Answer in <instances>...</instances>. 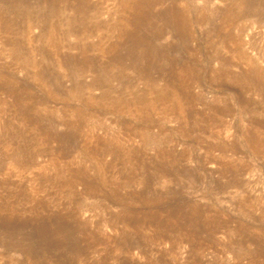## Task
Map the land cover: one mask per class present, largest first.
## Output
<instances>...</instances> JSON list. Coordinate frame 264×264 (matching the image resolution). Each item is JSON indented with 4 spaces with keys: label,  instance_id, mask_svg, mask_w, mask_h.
<instances>
[{
    "label": "rangeland",
    "instance_id": "1",
    "mask_svg": "<svg viewBox=\"0 0 264 264\" xmlns=\"http://www.w3.org/2000/svg\"><path fill=\"white\" fill-rule=\"evenodd\" d=\"M15 263L264 264V0H0Z\"/></svg>",
    "mask_w": 264,
    "mask_h": 264
},
{
    "label": "bare ground",
    "instance_id": "2",
    "mask_svg": "<svg viewBox=\"0 0 264 264\" xmlns=\"http://www.w3.org/2000/svg\"><path fill=\"white\" fill-rule=\"evenodd\" d=\"M130 5V4H129ZM123 6H127V4H126V1L123 3ZM128 7V6H127ZM31 24V23H30ZM29 24V26H32V25H30ZM28 25V24H27ZM28 26V27H29ZM35 28V27H34ZM30 29V28H29ZM54 34H55V32H54V29H52V31L50 30V33H49V38H53V36H54ZM51 40V39H50ZM31 41H32V39H31ZM47 41H49V40H47ZM78 71V70H77ZM167 97V95H160V96H157L156 98H154V100L156 101V102H160L161 100H163V98H166ZM76 113H77V111H76ZM76 115V114H75ZM75 178V177H74ZM13 262V261H12ZM16 264V263H15Z\"/></svg>",
    "mask_w": 264,
    "mask_h": 264
}]
</instances>
